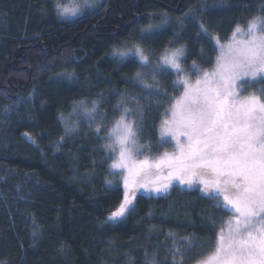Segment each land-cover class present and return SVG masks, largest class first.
Wrapping results in <instances>:
<instances>
[{"label": "trees", "instance_id": "trees-1", "mask_svg": "<svg viewBox=\"0 0 264 264\" xmlns=\"http://www.w3.org/2000/svg\"><path fill=\"white\" fill-rule=\"evenodd\" d=\"M57 2L0 0V108L34 96L30 120L13 124L9 155L0 158V192L6 194L3 177L11 182L9 212L0 199V264H173L172 250L185 237L203 245L182 248L184 264H194L228 218L201 185L173 182L166 193L139 188L134 211L109 219L124 193L105 147L122 113L121 97L140 126L142 151L155 157L174 152L159 131L169 101L180 94L170 71L156 75L158 94L149 96L132 83L137 71L149 69L111 53L125 42L142 43L153 50L155 66L165 48L184 46L182 66L195 79L193 61L206 70L216 61L213 38L228 41L238 24L264 15V0H92L74 18L58 15ZM59 2L66 6L69 0ZM149 24L160 27L141 41ZM79 101L99 103L95 119L73 112ZM62 117L74 131L66 130ZM98 123L100 133L91 126Z\"/></svg>", "mask_w": 264, "mask_h": 264}, {"label": "snow or ice", "instance_id": "snow-or-ice-1", "mask_svg": "<svg viewBox=\"0 0 264 264\" xmlns=\"http://www.w3.org/2000/svg\"><path fill=\"white\" fill-rule=\"evenodd\" d=\"M91 6L89 0H73L71 8L59 0L56 4L62 17L78 16L83 8ZM157 27L160 26L149 24L142 28L141 41L151 39ZM201 30L207 34L203 25ZM214 39L218 42V38ZM219 48L210 70L193 61L195 80L182 66L184 46L165 48L157 56L155 66L151 61L153 50L142 43L129 47L125 42L113 48L114 58L123 61L134 57L141 68L149 69L137 71L132 78V83L142 85L149 96L158 94L153 91L157 86L156 75H167L170 71L177 77L173 83L181 94L169 101L170 107L160 123L161 141L171 137L175 151H164L155 157L142 151L144 146L138 140L140 126L129 118L133 109L121 97L117 108L122 113L109 128L105 147L111 154L110 168L120 170L124 193L109 219L119 220L134 211L135 190L139 188L166 193L173 182L189 187L198 184L202 186L201 192L226 210L228 218L222 221L213 247L195 258L194 264H264V87L249 90L255 84H264V15L253 17L246 28L238 24L228 45ZM148 78L153 83H148ZM77 110L95 119L99 103L92 101L89 107L85 101H79L73 112ZM135 111L142 118L143 106L138 101ZM62 119L66 130H75L68 127L69 120ZM91 126L97 133L103 127L102 123ZM184 239L182 247L172 250L173 264H184L182 248L191 251L203 247L193 245L192 238ZM149 264L156 261L153 259Z\"/></svg>", "mask_w": 264, "mask_h": 264}, {"label": "rangeland", "instance_id": "rangeland-1", "mask_svg": "<svg viewBox=\"0 0 264 264\" xmlns=\"http://www.w3.org/2000/svg\"><path fill=\"white\" fill-rule=\"evenodd\" d=\"M92 0H89V4H91ZM73 4V0H69L67 3V7L71 8ZM78 16H81L78 15ZM77 17V16H75ZM66 18H74V17H66ZM2 26V21L0 19V28ZM242 28H246V26H241ZM234 31V30H233ZM233 35V32H232ZM232 35L229 38L228 41H222L219 37L215 36V38H218V42L216 39L213 38V44L216 48L217 55H219L220 48L219 45L227 46L228 43L232 39ZM239 39V37H238ZM192 79V78H191ZM195 80V79H192ZM181 94V92H180ZM179 94V95H180ZM179 97V96H178ZM177 97V98H178ZM34 100V96H30L27 100H19L15 104L10 106H4L0 108V158L3 157L2 155L8 156L10 147H11V127L14 123H21L23 121H29L31 116V108H32V102ZM159 138H160V131H159ZM183 139V138H181ZM161 140V138H160ZM164 143H168L170 147L175 151L173 145L175 144V141L172 140L171 137H164ZM2 183L6 187V194L0 192V199L4 201L5 207L7 212L10 211V204L8 200L11 198V182L10 180L6 179L5 177L2 178ZM9 197V199L7 198ZM11 201V200H10Z\"/></svg>", "mask_w": 264, "mask_h": 264}]
</instances>
